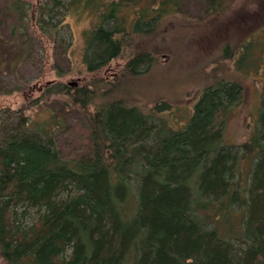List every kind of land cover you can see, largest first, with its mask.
<instances>
[{"label":"trees","instance_id":"trees-1","mask_svg":"<svg viewBox=\"0 0 264 264\" xmlns=\"http://www.w3.org/2000/svg\"><path fill=\"white\" fill-rule=\"evenodd\" d=\"M182 2L0 0V26L8 21L10 39L27 21L36 37L54 41L66 15L93 17L83 31L87 70L98 73L125 55L122 71L138 75L153 55L133 52L131 35L183 14ZM0 48L8 60L24 50ZM95 90L66 93L84 108ZM242 95L239 82L216 80L181 126L165 116L167 103L150 111L120 99L102 103L90 115L89 152L71 159L51 127L20 117L0 141L2 264H263L264 85L257 132L229 145L226 112ZM71 186L76 192L61 197ZM23 205L39 213L29 226L20 222ZM227 224L232 228L223 233ZM234 239L244 246L233 247Z\"/></svg>","mask_w":264,"mask_h":264},{"label":"rangeland","instance_id":"rangeland-1","mask_svg":"<svg viewBox=\"0 0 264 264\" xmlns=\"http://www.w3.org/2000/svg\"><path fill=\"white\" fill-rule=\"evenodd\" d=\"M26 1L37 5L40 0ZM182 1L183 14L165 18L151 33L131 35L133 52L147 50L153 55L144 61L138 75L122 71L125 55L98 73L87 70L82 57L83 31L89 29L93 17L66 15L64 28L54 41L51 36L36 37L27 21L9 39L8 21L2 24L0 45L24 50L21 58L8 60L0 48V141L20 117H26L32 127H51L62 156L76 158L89 152L90 115L102 103L120 99L144 111L156 103H167L171 108L165 116L181 126L203 90L220 79L243 86L241 101L226 112L225 143L240 146L249 141L259 127L263 95L264 0ZM241 59H245L243 64H239ZM86 87L96 92L82 108L71 94L78 96ZM242 165L250 173L249 161ZM74 192L71 186L60 196ZM18 210L23 226L38 218L35 208L23 205ZM236 220L238 223L239 218ZM230 228L227 224L221 231L227 233ZM244 244L233 240L237 249Z\"/></svg>","mask_w":264,"mask_h":264}]
</instances>
